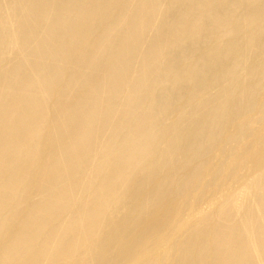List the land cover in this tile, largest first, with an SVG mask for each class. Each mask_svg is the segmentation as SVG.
<instances>
[{
    "label": "bare ground",
    "instance_id": "1",
    "mask_svg": "<svg viewBox=\"0 0 264 264\" xmlns=\"http://www.w3.org/2000/svg\"><path fill=\"white\" fill-rule=\"evenodd\" d=\"M0 264H264V0H0Z\"/></svg>",
    "mask_w": 264,
    "mask_h": 264
}]
</instances>
